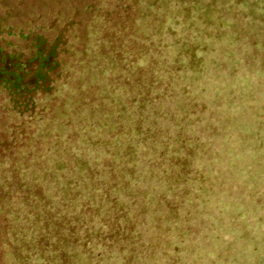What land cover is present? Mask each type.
Wrapping results in <instances>:
<instances>
[{"label":"trees","instance_id":"trees-1","mask_svg":"<svg viewBox=\"0 0 264 264\" xmlns=\"http://www.w3.org/2000/svg\"><path fill=\"white\" fill-rule=\"evenodd\" d=\"M138 1L89 5L88 45L71 38L76 19L53 39L12 27L0 38V106L19 120L0 140V222L6 244H27L26 264H183L193 219L206 223L203 185L230 183L226 106L243 82L229 45L211 60L196 47L210 2L151 0L138 16ZM226 23L210 29L214 48ZM217 202L220 217L229 203Z\"/></svg>","mask_w":264,"mask_h":264},{"label":"rangeland","instance_id":"rangeland-1","mask_svg":"<svg viewBox=\"0 0 264 264\" xmlns=\"http://www.w3.org/2000/svg\"><path fill=\"white\" fill-rule=\"evenodd\" d=\"M114 1L0 0V26L3 33L0 38L7 37L4 29L12 27L16 32L23 30L25 33H41L53 39L65 23L76 19L83 23L71 30V38L76 45H88L90 26L84 10L92 3L97 8L107 9ZM153 1L139 0L133 5L134 14L141 15L146 3L149 5ZM169 1L171 0H161L166 4ZM204 1L210 2V11L203 7L205 10L195 17L197 24L194 30H200L196 47L202 44L207 59L211 60L218 50L223 53L224 48L229 45L228 70L238 66L239 81H234L243 83L235 86L239 91L231 94L233 102L230 101L226 106V114H230L226 124L230 136L228 140L221 141L225 143L227 140L225 164L228 171L225 172L230 183L203 185L210 190L204 196L208 203L201 215L206 223L202 224L195 216L192 223H195L196 234L192 232L183 242H186V251L179 257H182L183 264H209L206 260L212 259L214 262H210L211 264H264V0ZM182 6V3L178 4L181 13L185 8ZM221 17L227 20L228 42L214 48L211 39H206L210 38V29L217 26V19ZM147 22L142 21L141 26L137 25L136 29H142L144 24L149 25ZM152 23H161V17H153ZM91 33L94 35V31ZM0 44L4 45L2 40ZM209 73L215 78L219 72L214 68ZM212 91L211 89V93ZM211 109L213 110L212 103ZM13 124H19L17 117L6 113L0 106V140L8 138ZM5 157H9L8 154H3L0 160ZM219 167L215 169L219 170ZM222 187L225 193L219 195ZM218 199H227L229 203L228 212L220 217L217 216L220 203L217 202L214 206ZM210 223H216L212 231L207 226ZM6 225L0 222V264H26L27 244L22 238L20 240L13 236L15 239L8 242L7 246ZM181 225L186 228L189 223H181L180 227ZM171 234L176 236L178 232ZM194 248H198L196 253H193ZM200 252L201 255L197 254ZM208 252H214V256L211 258ZM156 259L153 264L169 263V259L163 255L159 257L160 260Z\"/></svg>","mask_w":264,"mask_h":264}]
</instances>
